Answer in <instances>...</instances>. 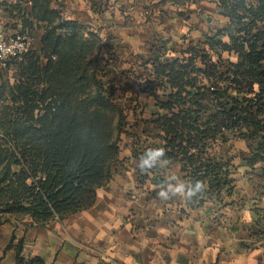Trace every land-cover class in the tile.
Listing matches in <instances>:
<instances>
[{
  "label": "trees",
  "instance_id": "trees-1",
  "mask_svg": "<svg viewBox=\"0 0 264 264\" xmlns=\"http://www.w3.org/2000/svg\"><path fill=\"white\" fill-rule=\"evenodd\" d=\"M90 1L95 4L97 0ZM47 2L48 0H34L32 17L35 20L44 18L38 9L41 10V6ZM216 10L224 20L222 23L225 28L222 34L216 32L211 35L210 32L208 36L217 42L212 44L205 34L204 40H191L189 47L208 49L212 45L214 48L222 47L223 51L236 56V60L230 64L228 79L232 76L234 83L244 86L245 92L254 96L243 94V100L247 102L245 108L224 109L221 106L219 111H215L208 108V105L201 104L205 98H195L196 102L190 104L192 99L183 96V91L179 95L171 94L164 114L157 120L158 125L152 128L154 133L148 137V141L140 139L143 130H140L141 133L130 132L133 140L126 148L131 146L132 156L136 158L147 156L149 150L162 148L164 159L182 163L192 178V188L199 184L202 189L220 190L230 180L228 172H220L221 165L217 158L218 140L224 131L232 125L248 123L256 134L264 133V124L261 125L263 120H257L264 116V108H259V105L263 107L261 103L264 100V0H217ZM13 11L19 12L20 8L14 7ZM146 12L150 15L149 11ZM10 15L13 16V13ZM23 22L28 20L24 18ZM79 25L72 18L59 25L56 30L58 42L62 40L59 33H66L69 27L70 37L67 41L70 44L71 41L78 43L81 34L76 28ZM93 35L100 38L97 33ZM219 36L221 40L218 39ZM106 38H109L104 46L107 50L102 51L101 58L106 60L105 63L112 64L109 58L113 54L115 64L121 71L116 78V84L123 85L126 69H132L135 66L133 63L138 64L141 57L130 46L116 42L114 35ZM69 46L66 49H69L71 55L72 51L78 53L76 61L68 68L65 65L64 70V64H59L53 70L56 77L66 78L65 84L69 86V90L47 94L45 89L51 88V85L43 88L40 90L39 99L35 101L39 104L37 113L33 107L28 108L25 99L21 110L13 112L12 116L6 114L8 121L0 124V130L4 132V138H0V168L8 175L0 180L3 187L0 189V201L8 204L11 211H24L32 222L30 226L45 227L54 220L63 221L93 206L97 191L108 185L117 171V166L122 163L125 151L120 140L122 132L119 130L114 134L118 122L111 119L108 110L110 103L101 97L95 102H92V98L85 101L81 94L74 93L77 91L72 87L75 86L74 83H69L75 77L78 79L80 72L86 73L85 68L74 67L78 63L87 65L84 62L86 51L91 49L84 45ZM170 49L166 42L156 39L153 47H147L144 52ZM53 56L56 60L52 59ZM29 58H35L42 67L39 68L46 70L56 63L58 55L47 52L42 41H39L37 49ZM193 61L196 62L197 57ZM175 64L174 60L165 59L160 62L152 61L151 65L161 81L168 79L170 87H173L174 75L185 73L183 79H176L179 85H183L179 88L182 90V87L184 89L190 86V82H185L184 79L190 81L192 78H189L190 73L184 71L188 70V66L180 67V71H176ZM204 72L199 70V73ZM208 79L215 80L212 76ZM54 89L59 88L54 86ZM215 89L214 86L209 87L211 91ZM219 92L217 89L212 94L218 98ZM37 93L38 90L33 91L31 96L37 97ZM221 94L240 106L238 98L227 95V89L221 91ZM93 104L96 105L95 108L91 106ZM235 112L243 116L235 115ZM261 139H264V134ZM257 151L264 154V142L259 144ZM8 181L10 183L6 184ZM24 246L25 239L21 238L15 247L14 264H45L41 257H26L23 253Z\"/></svg>",
  "mask_w": 264,
  "mask_h": 264
},
{
  "label": "crops",
  "instance_id": "crops-1",
  "mask_svg": "<svg viewBox=\"0 0 264 264\" xmlns=\"http://www.w3.org/2000/svg\"><path fill=\"white\" fill-rule=\"evenodd\" d=\"M58 1L63 9L87 5L100 38L114 35L138 53L156 39L169 48L204 40L205 20L217 14L216 0H119L114 13L108 0ZM131 149L89 209L45 227L26 224L27 256L45 264H264V207L239 200L228 186L190 194L192 178L180 161L160 156L142 166L150 150L136 158ZM181 183L183 194L169 190Z\"/></svg>",
  "mask_w": 264,
  "mask_h": 264
},
{
  "label": "rangeland",
  "instance_id": "rangeland-1",
  "mask_svg": "<svg viewBox=\"0 0 264 264\" xmlns=\"http://www.w3.org/2000/svg\"><path fill=\"white\" fill-rule=\"evenodd\" d=\"M230 1L232 2L233 0ZM60 2L64 1L48 0L47 4L41 6V10L38 9L44 18H39L37 19L38 21L35 20L37 23H41V26L39 25V28L35 31L38 35V40L42 41L47 52H53L58 55L56 63L46 70H41L40 63L38 64L35 58H29L28 56L23 61H12L5 66H0V124L1 122L8 121L7 115L12 116L13 112L16 113L17 110H21L25 104V99L27 100L28 108L33 107L37 113L39 104L37 105L35 101L39 99L40 90L43 88H48L51 85V88L45 89L47 90V94L69 90V86L65 84L66 78L56 77L55 72H53L59 64H64L62 68L64 70L65 65L68 68L69 65L71 66L76 61L78 53L76 54L72 51L73 54L71 55L69 49H66L67 45H70L69 47L84 45L91 49L86 51V60L84 62L87 65H80L78 63L74 67L75 69L85 68L86 73L80 72L78 79L75 77L69 83H74L75 86L72 87L75 90L77 89L74 93L81 94V97L85 101L92 98V102H95L96 99L98 100L101 97L110 103L108 110L111 119L118 122L114 134L119 130L122 132L120 140L125 151L127 150L126 147L133 140L130 132L141 133L140 130H143L140 139L144 142L148 141V137L154 133L152 132V128L158 125L157 120H160L164 114V108H166V103L169 102L168 99L171 94L179 95L180 91H183V96L192 99L190 104L196 102L195 98H205L201 104L203 106L208 105V108L215 111H219L221 106L224 109L233 107H236V109L239 107L245 108L247 106V102L243 100L244 95L246 96L247 94L244 86L234 83L232 76L230 80L228 79L230 64L236 60V56L223 51L222 47L216 46L214 48L212 45L208 49H196L194 47L191 49L189 47L191 44L190 40L183 43L175 42L168 51L150 53L144 52L146 49L140 51L138 54L141 58L138 64L133 63L135 66L132 69H126V74H123L125 84H116V78L121 71L115 64L113 54L109 58L112 64L105 63L106 60L103 57L101 58L102 51L107 50L104 49V46L109 41V38H99L93 35L97 32L96 29L93 31L94 26H96V20L87 15L85 9L87 5L74 4L72 5L73 8L65 5L63 9V5L61 6ZM210 7L209 5H205V8ZM60 8L65 13L60 12ZM67 16L80 24L79 28H76L81 34L78 43L71 41L70 44L67 41L70 37L69 27L66 33H59L62 36V40L60 39L61 41H59L61 43L58 42L57 27L67 21ZM211 17L210 22H206L207 20H205L204 31L206 39H210V42L215 44L217 42L216 39L208 35L210 32H212L211 35H215L216 32H221L222 34L225 25H223V19L219 14H214ZM204 19H206L205 15ZM24 25L30 26L31 24L25 22ZM220 38L221 36L218 37L219 40H221ZM143 45L145 44H140L137 47L140 50H142L141 47H148L147 45ZM194 57H197L196 62L193 61ZM165 59L175 61L176 71H180V67H189H187L188 70L184 71L190 73L191 77L189 78H192V80L187 81V79H184V81L190 82V86L184 87V89L182 87V90L179 89L183 85H179L176 79H183L185 73L173 76V87H170L167 78L161 81L157 77V73L154 71L153 65H151L152 61L160 62ZM178 61L180 62L177 63ZM35 62L37 65L33 64L30 66V64ZM199 70L205 72L199 73ZM186 76L188 75L186 74ZM209 76L214 77L215 80L208 79ZM60 80H63V83ZM54 86L59 89L55 90ZM210 86H214L216 88L215 91L209 90ZM217 89L220 91L218 96L221 99L212 94ZM226 89L227 95H230L232 98H238L240 106L230 100V98H227L226 95L223 94L222 96L221 91ZM37 90L38 96H31V92L33 93V91ZM247 96L253 97L254 95L247 94ZM47 102L48 100L44 103V106ZM207 102L210 103L208 104ZM261 105L263 107L259 105V108H264V100ZM91 106L93 108L96 107L95 104ZM234 114L243 116L239 112H235ZM261 119L263 120L261 125H263L264 116L257 120ZM248 125V123L232 125V127L224 131L218 140L219 146L218 149L216 148L217 158L221 165L220 172H228L229 176H232L229 177L230 180L227 186L229 190H235L236 198H239V200H242V196L245 199L250 198L252 204L255 203L262 208L264 207V154L258 153L257 149L259 144L264 142V139H261L264 133L257 132L256 134L253 127ZM0 138H4V132L1 130ZM12 174L13 172L10 173V175ZM7 176L6 171L0 168V180ZM9 183L8 181L6 184ZM1 188L3 187L0 185ZM7 205L2 204V201H0V264H12V261L15 260V247L19 244V240L24 238L21 235V231L26 224L32 223L24 211H11ZM23 253L26 257H30L27 256L25 250Z\"/></svg>",
  "mask_w": 264,
  "mask_h": 264
},
{
  "label": "built area",
  "instance_id": "built-area-1",
  "mask_svg": "<svg viewBox=\"0 0 264 264\" xmlns=\"http://www.w3.org/2000/svg\"><path fill=\"white\" fill-rule=\"evenodd\" d=\"M118 3L119 0H108L111 13L116 11ZM17 6L20 11L14 12L13 8ZM33 6L34 0H0V66L23 61L37 49L39 40L35 31L41 23L32 17ZM9 10L13 11V16L8 14ZM24 18L30 26L24 25Z\"/></svg>",
  "mask_w": 264,
  "mask_h": 264
},
{
  "label": "clouds",
  "instance_id": "clouds-1",
  "mask_svg": "<svg viewBox=\"0 0 264 264\" xmlns=\"http://www.w3.org/2000/svg\"><path fill=\"white\" fill-rule=\"evenodd\" d=\"M164 155V150L161 148V149H158V150H153V151H150L149 153H148V157H149V159H147V160H144V159H142V161H141V165L143 166V165H148L149 167H150V161L151 160H154V159H156L157 157H160V156H163ZM184 188H185V185L184 184H178L177 186H175V187H172L171 185L169 186V190L170 191H172L173 193H180V194H183V192H184ZM199 188H200V185L199 184H197L196 185V187H195V189L193 190V189H189V193L190 194H194V191L195 190H199ZM160 195L162 196V197H167V192H164V191H161V193H160Z\"/></svg>",
  "mask_w": 264,
  "mask_h": 264
}]
</instances>
